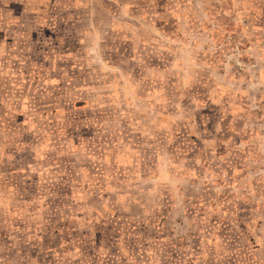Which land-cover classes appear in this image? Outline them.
I'll return each instance as SVG.
<instances>
[{"label": "rangeland", "instance_id": "374dc122", "mask_svg": "<svg viewBox=\"0 0 264 264\" xmlns=\"http://www.w3.org/2000/svg\"><path fill=\"white\" fill-rule=\"evenodd\" d=\"M0 264H264V0H0Z\"/></svg>", "mask_w": 264, "mask_h": 264}]
</instances>
